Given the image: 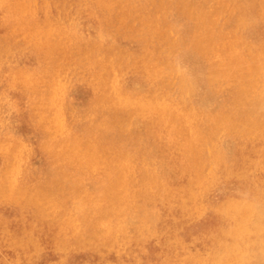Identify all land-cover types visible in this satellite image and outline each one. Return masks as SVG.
<instances>
[{
    "label": "rangeland",
    "instance_id": "obj_1",
    "mask_svg": "<svg viewBox=\"0 0 264 264\" xmlns=\"http://www.w3.org/2000/svg\"><path fill=\"white\" fill-rule=\"evenodd\" d=\"M105 1H10L24 21L0 23V57L25 62L18 76L31 88L19 102L0 86V264H138L131 218L150 210L145 179H161V155L182 159L174 186L196 185L194 157L161 121L166 104L190 109L209 137L228 129L240 140L264 123V0ZM222 54L251 86L226 73ZM0 67L18 69L2 58ZM203 100L211 101L204 118ZM31 130L39 144L25 137ZM124 166L128 181L115 197L126 199L106 201ZM253 222L264 225L259 208ZM263 234L249 235L240 264H264Z\"/></svg>",
    "mask_w": 264,
    "mask_h": 264
},
{
    "label": "bare ground",
    "instance_id": "obj_2",
    "mask_svg": "<svg viewBox=\"0 0 264 264\" xmlns=\"http://www.w3.org/2000/svg\"><path fill=\"white\" fill-rule=\"evenodd\" d=\"M10 1L15 0H0V23H14L18 19L24 21L19 13L11 16ZM107 1L102 3L105 8L110 7ZM200 29L204 31L203 26ZM52 42V39L47 37L46 44L52 47ZM98 52L106 55L103 47L99 48ZM220 52L222 53L221 49ZM212 57L215 58L214 52ZM0 58L7 60L10 69L18 68L12 74L6 68L0 67V86L10 89L5 95L9 94L11 98L22 102L27 96V91L31 90L28 86L30 89L24 92V86L18 76L19 70L25 68V62L16 61L9 53ZM221 58L220 66H225L229 76L238 77L247 86H251L252 77L236 70L237 66L227 61L223 54ZM103 75L106 76L105 81L102 78L97 80L98 83L106 82L109 78L108 64L104 66ZM42 101L45 104L44 98ZM19 102L16 104L17 108L20 106ZM210 102L203 100L200 104L203 118ZM186 109L166 104L160 116L163 118L162 123L174 127L182 139V155L194 157L196 185L181 188L188 189V195L185 196L179 186L172 184L182 159L176 161L173 157L161 155L163 176L160 180L155 177L145 179L154 190L150 210L145 215L138 214L131 218L139 223L135 232L138 241L133 237L136 241L134 254L140 262L144 261L143 264H240L243 255L241 247L249 235L252 232L261 234L264 230V225L253 222V213L257 208L264 212V123L246 127L240 140H236L227 128L225 138L209 137L201 132L193 121V116L196 115ZM162 123L160 122V127H167ZM37 133V130H31L25 137L29 139L33 136L34 142L39 144L41 135ZM13 139L17 141L16 138H9L7 142ZM17 156L21 157L18 154ZM77 156L80 160L88 162L86 153L79 151ZM89 163L98 162L92 160ZM147 170L141 167L140 172L148 174ZM119 171L124 173L121 186L115 184L114 191L104 196L106 201L123 203L126 199L120 201L115 197L117 192L125 190L124 184L128 181L125 176L128 167H120ZM129 171L131 172V169ZM229 182L235 185L234 189L226 187ZM145 245L160 253L148 256L146 251H141ZM255 247L257 249L256 245ZM259 247L260 245L258 249ZM139 261L138 264H141Z\"/></svg>",
    "mask_w": 264,
    "mask_h": 264
}]
</instances>
